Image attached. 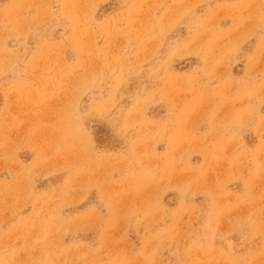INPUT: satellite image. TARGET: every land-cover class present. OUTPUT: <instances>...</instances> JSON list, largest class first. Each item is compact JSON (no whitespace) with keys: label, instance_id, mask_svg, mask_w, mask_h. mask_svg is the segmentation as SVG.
Listing matches in <instances>:
<instances>
[{"label":"rangeland","instance_id":"obj_1","mask_svg":"<svg viewBox=\"0 0 264 264\" xmlns=\"http://www.w3.org/2000/svg\"><path fill=\"white\" fill-rule=\"evenodd\" d=\"M0 264H264V0H0Z\"/></svg>","mask_w":264,"mask_h":264}]
</instances>
